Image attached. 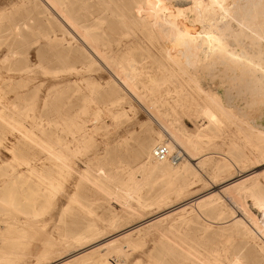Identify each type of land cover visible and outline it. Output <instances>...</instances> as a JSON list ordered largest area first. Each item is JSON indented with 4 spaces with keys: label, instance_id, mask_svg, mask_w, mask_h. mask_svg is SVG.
<instances>
[{
    "label": "rangeland",
    "instance_id": "obj_1",
    "mask_svg": "<svg viewBox=\"0 0 264 264\" xmlns=\"http://www.w3.org/2000/svg\"><path fill=\"white\" fill-rule=\"evenodd\" d=\"M68 1L69 7L81 16L85 23L94 26L99 34L100 48L112 58L115 66H119L128 58H134L142 64L143 79L146 83L140 85L142 93L146 96L145 99L139 100L140 103L143 102L142 105L140 106L136 99L124 96L120 98L123 92L113 81V70L103 68L98 63L90 64L89 59H82V63L71 61L68 56L78 55V51L50 46L43 37L49 33L50 25L39 14L38 8L27 3L28 0H0V110L17 122L28 127L34 126V131L41 139L49 143L57 139L71 141L72 135L77 134L75 131L80 126L87 125L91 128L85 141L69 143L75 164L63 182L70 194L78 192L83 198L92 199L93 207L99 214L108 204L103 197L97 195L89 182L80 178L81 170L88 169L93 174L109 177L116 184L126 183L128 174L137 168L134 156L141 153L144 146L152 147L157 137L166 139L167 135L163 133L166 125L183 124L189 130H194L198 124H207L206 120H195L192 115V112H195L194 102L204 97L197 91V85L200 84L220 97H223L225 91L233 96L229 104L225 103L227 113L221 117L219 128L212 126V137L205 139L203 143L204 152L209 153L212 162L204 167L196 164L198 167L194 170L197 175L187 173L185 178L180 180L181 183L189 184L185 192L179 197L170 193L167 202L160 207L154 202L159 198L160 185L164 180L154 175L152 178L148 177V182L155 178L154 186L147 185L143 190V199L149 206L138 220L122 216L119 229L136 225L161 210L164 212L170 205L175 207L188 203L184 206L185 212L182 214L178 211L180 209H175L167 214L170 217H160L161 223L157 225H148L147 222L128 230L126 233L130 234L131 239L129 244L123 241L122 235L118 237L121 240L119 247L126 244L121 248L123 250L120 254L112 247L102 250L106 252L107 261L111 264H151L152 260L163 264H200L196 259L187 256V248L191 246L203 257H217L226 264L232 259H239L240 264H264V235L259 234L261 238L258 235L250 238L242 228L234 226L237 219L247 225H251L249 219L254 217L258 221H264V213L255 204V197L264 199V175L259 173L264 169V164L255 166L254 163L264 152V139H261L264 138V97L261 96L264 89L259 88L258 83L250 84L244 80L240 85L239 79L218 70H212L208 75L194 74L186 69L185 71L181 55L171 48L169 39L159 35L158 28L154 27L149 31V28L144 29L134 24L131 16H139L140 12L145 10L147 2H143L139 7L137 2L133 3L132 0ZM159 1L156 0V4L163 5ZM24 2L25 4L21 5ZM255 11L257 13L255 12V16L248 23L253 29L258 28L257 30L264 34V30L259 29L264 25V0H259ZM121 14L129 20L125 26L121 23ZM170 34L173 42L181 43L182 40H187V45L192 49L191 53L196 48L190 37L181 35L179 38L173 30ZM193 59L195 58H190V61ZM73 65L81 69H72ZM9 77L15 79L9 82ZM150 79H154L157 84H151ZM48 93H51L50 97L44 102ZM188 94L194 99H190ZM207 102L217 110L211 101ZM144 105H147L145 108L150 112L163 114L169 111L168 115H164L166 121L159 124L151 119L142 107ZM97 115L98 123L94 122ZM0 143V218H6L3 217L5 215L22 219L29 217L27 212L41 209L46 200L43 198L44 201L39 202L40 196L33 181L10 172L6 162L15 154L29 159L48 175L56 174L58 167L53 165L44 151L1 119ZM176 145L174 149H182ZM182 152L184 153V150ZM223 154L230 156L229 159L235 163L229 162L230 165L225 169L217 171L214 162L221 163ZM117 156L122 157L125 164H121ZM196 162L197 160H193V163ZM19 167L24 169V166ZM241 169L244 170L243 174H252L242 178L246 186L244 190L238 191L231 188L230 184L223 186L229 176ZM142 177H145V173ZM207 191L210 192L206 194ZM204 193V197H213L206 198L201 205L191 201ZM65 199V196L58 195V204L50 206L44 214L32 219L33 230H36L32 238H36L35 241L24 243V248L21 246L22 248L17 249V252L28 254L26 257L25 253H19L21 257L18 258L17 264H52L57 258L66 255L67 252L58 254L57 251L56 255L50 257L51 260L44 263L38 262L37 259L41 239L51 237L58 240L61 224L59 209ZM180 213L182 217L178 216ZM64 221L70 225L74 220L72 215H66ZM78 221L80 226H73L80 230L84 221L78 219L76 222ZM252 227L250 228L255 231ZM115 232L111 231L107 237L120 231ZM99 246L87 249L74 257ZM29 251L30 253H27ZM88 256L84 262L92 264L95 258L93 255ZM74 257L68 260H73ZM63 261L58 264H64Z\"/></svg>",
    "mask_w": 264,
    "mask_h": 264
},
{
    "label": "bare ground",
    "instance_id": "obj_2",
    "mask_svg": "<svg viewBox=\"0 0 264 264\" xmlns=\"http://www.w3.org/2000/svg\"><path fill=\"white\" fill-rule=\"evenodd\" d=\"M135 1L139 7H141L143 2H147V6H145L144 11L140 12L139 16L138 14L131 16L134 24L136 23L137 26L144 29L149 28V31H152L154 27L158 28L160 32L159 35L169 39L172 44L171 48L175 49L176 53L181 55L184 70L186 69L188 72L192 71L194 74L198 73L200 75H208V72L211 73L212 70H218L219 72L229 73L232 77L237 78V80L239 79L238 83L240 85L243 84L244 80L250 84L258 83L260 86L259 88L264 89V34H261V32L257 30L258 28L253 29L248 23V21L255 16V12L257 13L255 10L259 5V0H160L163 5L156 4V0H132L133 3ZM25 2L21 5H24ZM27 3L38 8L39 14L42 15L43 19L50 25L49 33L43 36L50 46L66 48L68 51H78V55L68 56L71 61L82 63V59H89L90 64L98 63L102 65L103 68L113 70V72H115V74L113 73V81L117 83L123 92L120 98L124 96L132 98L133 100L136 99L138 103H140L139 100L146 98L140 87V85L146 84L143 79L144 69L142 64L134 58H128L119 66H115L112 62V58L100 48L101 45H99L98 40L99 34L95 31L94 26L85 23L81 16L76 14L74 10L69 7L68 0H28ZM120 20L124 26L129 22L124 14H121ZM259 29L264 30V25H261ZM171 30L177 32L179 38L182 35L183 37H190L191 41L195 42L196 48L192 51L193 54L190 52L192 49H190L189 44L187 45L186 43L187 40H182L181 43L173 42L172 35L170 34ZM190 58L195 59L190 61ZM38 65H40V63H38ZM72 69L78 70L81 69V67L79 68L77 65H73ZM26 72H28V70ZM26 72H23V74H26ZM13 79L15 78H8L9 82ZM149 82L151 84L156 83L154 79H150ZM197 91L204 97L200 98V101L194 102L193 109L195 112L193 111L192 115L195 120H199V118L203 121L206 120L207 124H198L194 127V130H189L183 124L175 126L166 125L165 128H163V133L167 135L166 139H163L161 136L157 137L153 141L152 147L144 146L142 152L134 156L137 168L128 174L126 183L116 184L109 177L93 174L92 171L88 169L79 172L80 178L89 182L97 195L103 197L108 204L101 214L93 207L94 201L92 199L83 198L78 192L70 194L67 186H65L63 182L66 174L68 175L71 173L75 164L74 155L70 152L69 143H76L81 140L85 141L88 138L91 128L89 129L87 125L80 126L77 131H75L77 134L72 135L71 141L69 139L66 141L57 139L49 143L41 139L34 131V126L28 127L24 123L17 122L0 110V119L3 123L13 126L22 136L38 146L41 151H44L53 162V165L58 167L56 174L48 175L43 172L42 168L38 167L29 159L21 158L15 154L6 162L10 167V172L33 181L37 187V193L40 196L39 202H43L44 198L46 204L39 210L27 212L30 214L29 217L27 216L23 219L9 215L3 216L6 218H0V223H2L0 224V262L3 264H17L18 258L21 257L19 253H21V255L25 253L26 255V252H17V249H20L21 246L24 248V243L31 242L30 240L36 238H32L36 233L35 228V232L33 230L32 219L44 214V211H47L46 209L50 206L58 204V195H63L66 198L59 209V220L61 222L58 233L59 237L58 240H56L57 238L45 237L39 241L41 243L38 242L40 244L39 256L37 258L38 262L44 263L45 261L51 260L52 258L50 259V257L59 251L58 254L63 252L67 253L65 256L57 258L56 262L52 264L61 263L63 260L64 264H88L89 262H84L85 259L89 257L88 255H93L95 258V260H92V264H111L107 261L106 252H102V250L112 247L116 253L120 254L121 250H123L121 248L126 244L124 243L121 247L118 246L121 242L118 238L119 236L122 235L123 241L129 244L131 239L130 234L126 233L128 230L130 231V229L137 228L144 223L147 224V222H149L148 225H157L161 223L160 221L163 217H170L168 216L169 211L175 209H180L178 211H181L183 214L185 212L184 206L186 204L188 205V203H181V205L179 204L175 207L170 205L167 208L168 210L164 212L161 210V212L159 211L155 216L146 220L144 219V221L136 225L134 224L133 226H128L129 228L119 229L122 216H130L136 219L141 218L143 211L149 206L143 199V190L147 185L154 186L153 182L155 178L148 182L150 176L152 178L154 175V177L157 176L156 178L164 180V183L160 185L161 190L158 196L159 198L154 202L160 207L167 202L168 196H171L172 193L179 197L185 192L189 184L181 183L180 180H183L187 173L197 175L196 170H194V168L198 167L197 165L204 167L206 164L210 163V161L212 162L208 155L209 153L204 152L205 148L203 143L205 139H210L212 137V126L219 128V124L222 122L221 117L226 116L225 113H227V111H225V105L231 102L230 100L233 96H231L232 94L228 91H225L223 97H220L216 93L206 90L200 84L197 85ZM50 94L51 93L46 94L44 102L49 99ZM188 96L190 99L193 98L190 94H188ZM261 96L264 97V93H262ZM207 100L211 101L217 110H214ZM142 103L141 101L140 106ZM146 106L147 105H144L142 107L147 111L149 114L148 116L159 124L164 122V115L169 114V111H165L163 114L157 111L150 112L145 108ZM94 120V122L98 123L99 116L97 115ZM160 126L162 127V125ZM261 139L264 138L261 137ZM194 141L197 142L194 143ZM160 145L166 146L172 153H181L183 156L182 159L176 163H173L169 159H155L153 150ZM175 145L177 147L179 145L180 149L182 148L184 150V153L182 149V151L178 148L174 149ZM184 154L186 155L185 158ZM117 157L120 160L119 162L123 164L122 157ZM229 158L230 156L223 154V161L221 163L214 162L215 169L220 171L222 168L225 169L230 165L229 162H234ZM193 160H197V162L193 163ZM260 161H264V152L261 153L259 159L255 160V166L264 164V162ZM19 166H24V169H21ZM144 173L146 178L142 177ZM243 173V169L238 170L235 174H232L226 179L227 183L223 186L226 187L230 184L232 185L230 186L231 188H235L238 191L244 190L246 186L243 179L246 176H250L251 173ZM259 173L264 175V169L260 170ZM214 179L215 181L217 180L216 177ZM229 179L232 180L228 182ZM255 182L256 181H254V183ZM208 192L210 191H207L206 194H208ZM204 196L205 193L191 201H194L196 205H201L205 202L206 198L213 197V195L208 197ZM255 204L261 212L264 213V199L255 197ZM182 214L180 213L178 216L180 215L182 217ZM66 215H72V219L74 220L71 222L72 225H67L65 223L64 217ZM78 219L84 221L80 230H77L78 228L73 226H80V221L76 222ZM182 219L183 221L185 220L184 218ZM249 220L251 222V225L248 224L249 226L238 219L234 221V226L236 228H242L246 236L250 238L256 235L259 236V234L264 235V221H258L255 217ZM251 226L254 227L252 228L255 229V231L250 228ZM111 231L120 232H115L116 234L107 237ZM104 237L107 238L103 239ZM26 240L28 241L25 242ZM97 245H100L99 248L92 249L89 252L74 257ZM125 249L126 248H124V251ZM187 249V256L196 259L200 264H226L217 257H212V259L203 257L191 246ZM28 250H30L29 247ZM27 253H30V251ZM72 257H74L73 260H68V258ZM240 262L239 259H232L227 264H240ZM151 264L163 263L152 260Z\"/></svg>",
    "mask_w": 264,
    "mask_h": 264
},
{
    "label": "built area",
    "instance_id": "obj_3",
    "mask_svg": "<svg viewBox=\"0 0 264 264\" xmlns=\"http://www.w3.org/2000/svg\"><path fill=\"white\" fill-rule=\"evenodd\" d=\"M153 156L157 160H171L173 163L179 162L182 159V154L177 152H170L169 149L164 146L160 145L155 147L153 150Z\"/></svg>",
    "mask_w": 264,
    "mask_h": 264
}]
</instances>
